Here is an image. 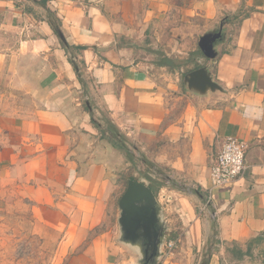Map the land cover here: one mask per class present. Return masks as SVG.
Wrapping results in <instances>:
<instances>
[{"label":"crops","instance_id":"crops-1","mask_svg":"<svg viewBox=\"0 0 264 264\" xmlns=\"http://www.w3.org/2000/svg\"><path fill=\"white\" fill-rule=\"evenodd\" d=\"M220 30L209 59L200 38ZM200 67L218 88L189 86ZM109 126L165 178L179 243L158 264H264V0H0V214L56 232L50 264H139L106 223L133 158ZM228 136L247 168L214 187Z\"/></svg>","mask_w":264,"mask_h":264},{"label":"water","instance_id":"water-1","mask_svg":"<svg viewBox=\"0 0 264 264\" xmlns=\"http://www.w3.org/2000/svg\"><path fill=\"white\" fill-rule=\"evenodd\" d=\"M60 36L65 40L62 33ZM222 36V30L203 35L199 47L204 56L213 59L217 53L214 44ZM189 86L199 90L218 88L206 67L190 72L186 78ZM118 207L121 241L133 246L140 254L139 264H158L166 243V226L155 191L143 181L129 179Z\"/></svg>","mask_w":264,"mask_h":264},{"label":"rangeland","instance_id":"rangeland-1","mask_svg":"<svg viewBox=\"0 0 264 264\" xmlns=\"http://www.w3.org/2000/svg\"><path fill=\"white\" fill-rule=\"evenodd\" d=\"M129 151L132 154L130 157H133L131 166L118 179L115 208L113 203H110L109 219L106 222L110 226L115 225V230L119 235L122 234L118 222L120 212L118 201L127 187V179L134 177L143 181L156 174L154 167L150 165L143 167V152L136 151L133 145L129 147ZM151 179L154 191L158 195L159 183H162L165 178L161 177L158 180L151 177ZM112 208L115 210L114 214L111 213ZM57 236L56 232L37 225L26 209L15 214L10 212L0 214V264H50L49 257L53 253ZM168 257L163 255L160 261Z\"/></svg>","mask_w":264,"mask_h":264},{"label":"built area","instance_id":"built-area-1","mask_svg":"<svg viewBox=\"0 0 264 264\" xmlns=\"http://www.w3.org/2000/svg\"><path fill=\"white\" fill-rule=\"evenodd\" d=\"M248 143L238 137L228 136L221 144L211 168V182L214 187L227 186L240 178L247 168ZM167 201L171 199L168 196ZM177 239H169L163 248V255H171L178 247Z\"/></svg>","mask_w":264,"mask_h":264},{"label":"trees","instance_id":"trees-1","mask_svg":"<svg viewBox=\"0 0 264 264\" xmlns=\"http://www.w3.org/2000/svg\"><path fill=\"white\" fill-rule=\"evenodd\" d=\"M109 128H110V130H111V132L113 134V140H112L113 144L116 145L122 151H125L126 154L132 155L129 152L128 148L123 144V142L120 139L117 138L116 129L114 127H112V126H109ZM131 179H136V178L132 177ZM159 185H160V183H159ZM150 187L154 190L153 185H151ZM228 251L233 255V257H235L237 259H243L244 255H246L247 252H248V251L247 252L243 251L242 248L239 245H237V244H233V246L228 247Z\"/></svg>","mask_w":264,"mask_h":264}]
</instances>
